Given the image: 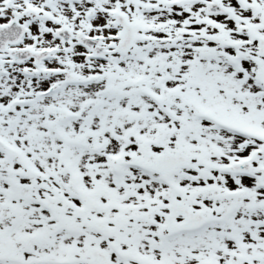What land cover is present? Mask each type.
Wrapping results in <instances>:
<instances>
[{"label": "snow or ice", "instance_id": "6c2138e0", "mask_svg": "<svg viewBox=\"0 0 264 264\" xmlns=\"http://www.w3.org/2000/svg\"><path fill=\"white\" fill-rule=\"evenodd\" d=\"M0 264H264V0H0Z\"/></svg>", "mask_w": 264, "mask_h": 264}]
</instances>
